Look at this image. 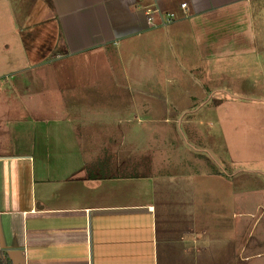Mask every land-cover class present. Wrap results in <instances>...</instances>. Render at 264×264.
Segmentation results:
<instances>
[{
  "label": "crops",
  "instance_id": "obj_1",
  "mask_svg": "<svg viewBox=\"0 0 264 264\" xmlns=\"http://www.w3.org/2000/svg\"><path fill=\"white\" fill-rule=\"evenodd\" d=\"M38 1L12 0L16 12L18 8L22 9L21 14H18L23 24L32 19V22L38 21L46 13V3H43L46 8L43 14H30L31 8L40 3ZM50 1L53 14L45 21L49 30L41 28L26 32L18 27L16 35L20 40L17 47L23 51V63L32 67L38 63V60H33L38 59L40 53L54 50L59 32L62 49L59 48L43 60L61 66L65 59L72 62H66V76L59 78V83H55L57 87L49 95L58 98L59 102L63 96L67 97L63 99L64 105H58L61 113L54 119H24L25 115H22L20 123L26 129L18 130L20 132L15 134L9 128L13 132H8L7 137H0V247L11 264H244L253 257L263 255L264 249L248 250L245 239L241 242L237 240L234 232L243 222H240L242 220L235 209L229 208V214L223 221L220 216L223 223H217L211 235V228L205 225L204 218L201 220L200 213L190 212L189 198L183 196L182 192L181 195L175 193L181 190L179 184L184 186L182 179L177 180L176 188H172L167 185L172 178L169 176L163 178L166 180V185L162 184L164 186L150 184L143 181L142 177L131 175L115 174L111 177L105 174L104 152L96 157L88 152L83 156L80 154L83 161L78 168L75 166V169H70L74 173L61 175L59 169L58 172L46 171L47 168L43 167L46 163L34 148L41 144L35 142L37 130L45 143V133L50 134L53 130L61 132L65 128L70 133L77 130L73 129L74 122L79 121L75 117L77 112H74L76 102L88 100L82 91H78V87L82 89L96 81L95 78L83 80L79 75V79L74 76L73 59L81 56V60L87 61L89 55H98L96 63L105 64V52L109 55L127 52V42L144 35V47L138 41L130 47L131 50L134 48L135 54L165 52L167 55L169 52L171 59L180 54L177 60L184 64L194 62L193 65L206 66L208 63V67L218 65L214 69H221L220 62L231 53L229 49L220 48L221 37L216 36L225 35L224 28L228 26L217 28V21L229 20L231 15L228 13L234 12L236 18H232L229 28L235 32L238 40L249 35L251 44L256 36L254 14L263 18L264 0H258L257 7H253L255 0ZM182 1L185 2L183 7L179 5ZM261 2L263 5H260ZM169 11L173 17L166 23L163 16ZM146 12L151 16L150 19L146 18ZM242 20L244 27L239 25ZM24 33H31L34 41L32 39L29 43L23 40ZM40 37H47L49 46L47 43L41 50H32L31 47L37 43L43 44L38 39ZM216 38H219L218 41ZM1 44L7 48L9 46L7 43ZM239 49L238 52L244 51L237 55L240 59L247 58L248 53L253 54L255 51L252 45ZM163 59L167 60L166 56ZM89 61L87 65L91 66ZM14 63L17 64L7 58H0L1 66L8 67ZM101 73H104L103 70ZM86 76L89 77L88 74ZM96 77L101 84H105L104 76ZM15 83V78H12L8 85L4 86V82L0 84V89L6 87L14 90ZM45 91L51 92L46 86L37 87V92ZM102 91L105 92V88ZM91 98L97 100L102 97ZM98 114L103 115L97 116L101 117L97 120L98 127L105 131V113ZM72 144L74 140L65 142L67 149L72 148ZM76 144L77 141L72 153L53 152V165L63 167L73 164L70 160L76 162ZM81 164L87 166L86 171L79 170ZM92 167L102 173L94 172ZM48 174L52 176L47 177ZM108 179L114 180V183H123L127 179L134 183L129 192L124 191L123 187L120 191H111L105 189ZM141 183H146L147 189L137 191L135 186ZM40 184L43 187L38 190ZM196 192H200L199 187ZM228 197L232 198L230 195ZM192 203V210L200 205L199 201L197 206ZM245 214L249 218L254 217L253 212L247 211ZM251 224L250 227L247 225L249 229L253 227Z\"/></svg>",
  "mask_w": 264,
  "mask_h": 264
},
{
  "label": "rangeland",
  "instance_id": "obj_2",
  "mask_svg": "<svg viewBox=\"0 0 264 264\" xmlns=\"http://www.w3.org/2000/svg\"><path fill=\"white\" fill-rule=\"evenodd\" d=\"M44 1L39 0L40 3L31 8L30 14H43L46 9L43 3H46V13L38 21L32 22V19L23 24L19 15L22 9L18 8L16 12L12 0H0V58L17 62L8 67L0 65V84L4 82L6 86L10 79L16 80L14 90L6 87L0 89V137H7L8 132H13L10 129L15 134L20 132L18 130H25L26 127L20 123L22 115H25L24 119H54L61 113L58 105L63 104V99L67 97L63 96L59 102L58 98L49 95L57 87L59 78L66 76V62H72L65 59L61 66L43 60L62 49L59 32L54 50L40 53L39 58L33 60H38V63L32 67L23 63V51L17 47L20 40L16 35L18 27L26 32L41 28L49 30L45 21L52 17L53 11L51 1ZM258 3L255 0L253 7H257ZM16 13H19V17ZM228 14L231 15L229 20L216 23L217 28L228 26L224 28L225 35L216 37H221V50L229 49L231 53L220 62L221 69H214L218 65L208 67V63L206 66L193 65L194 62L184 64L177 60L180 54L171 59L169 52L167 55L165 52L135 54L134 48L131 50L130 47L136 45L137 41L144 47V35L128 41L127 52L119 51V55L105 52V64L96 63L98 55H89L87 61L90 60L91 66L87 65L86 60H81V56L73 59V75L77 78L79 75L83 80L95 78L96 82L84 85L82 89L78 87V91H82L88 100L76 102L74 112H77L75 117L79 121L74 122L73 129L77 128L75 132L70 133L67 128L61 132L53 130L50 134L45 133V143L37 130L35 142L41 144L34 151L46 163L43 166L47 168L46 171H59L61 175L69 176L74 173L70 169L78 168L83 161L80 154L83 156L88 152L96 157L104 152L105 174L111 177L115 174L131 175L142 177L150 184L164 186L166 180L163 178L169 176L172 178L167 185L172 188H176L177 180L182 179L184 186L179 184L181 190L175 193L181 195L182 192L189 202L195 201L192 205L197 206V201L200 202L196 210H192L190 203V212L200 213L201 220L204 218L205 225L211 228V235L216 224L223 223L221 221L232 208L243 222L234 232L237 240L241 242L245 239L248 250L264 249V16L261 18L254 14L256 36L249 44V35L238 40V36L229 28L232 18L236 17L234 12ZM239 25L244 27V21H240ZM24 36L22 39L31 43V33H24ZM38 39L43 44L37 43L34 45L36 48L27 46L32 50H41L47 43L49 46L47 37ZM1 43H7L8 48ZM247 45L253 46V54L248 53L244 59L237 58L239 53L244 52H238L241 50L239 48ZM164 56L167 60L163 59ZM102 70L104 73H101ZM96 76H104L105 84H101ZM45 86L51 92H37V87ZM104 88L105 92L102 91ZM91 97L102 98L95 100ZM97 112L105 113V131L98 127L97 120L101 117L97 116L102 114ZM71 140H74V145L67 149L65 142ZM75 141L77 161L70 160L73 164L63 167L53 165V152L72 153ZM86 167L81 164L79 170L86 171ZM91 169L102 173L93 167ZM133 183L128 179L123 183L108 179L105 189L120 191L123 187L124 191L129 192ZM26 184L27 190V181ZM146 186V183H141L135 188L137 191L146 190ZM42 187L40 184L38 190ZM198 187L200 192H196ZM1 191L0 187V194ZM247 211L253 212L254 217L246 216ZM250 224L253 227L249 229L247 225L250 227ZM261 254L244 264H264V253Z\"/></svg>",
  "mask_w": 264,
  "mask_h": 264
},
{
  "label": "built area",
  "instance_id": "obj_3",
  "mask_svg": "<svg viewBox=\"0 0 264 264\" xmlns=\"http://www.w3.org/2000/svg\"><path fill=\"white\" fill-rule=\"evenodd\" d=\"M179 5H180L181 7H183V6H185V2L182 1V2L179 3ZM146 14H147V15H146V18H147V19H150L151 16H150L147 12H146ZM172 17H173V14H172V12L169 11V12H167V13L164 14V16H163V18H164L163 21H169V20L172 19Z\"/></svg>",
  "mask_w": 264,
  "mask_h": 264
},
{
  "label": "trees",
  "instance_id": "obj_4",
  "mask_svg": "<svg viewBox=\"0 0 264 264\" xmlns=\"http://www.w3.org/2000/svg\"><path fill=\"white\" fill-rule=\"evenodd\" d=\"M0 264H11L9 258L6 256L3 248L0 247Z\"/></svg>",
  "mask_w": 264,
  "mask_h": 264
}]
</instances>
